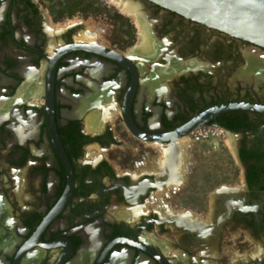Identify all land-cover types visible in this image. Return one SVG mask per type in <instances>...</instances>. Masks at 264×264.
Instances as JSON below:
<instances>
[{"label": "flooded vegetation", "instance_id": "flooded-vegetation-1", "mask_svg": "<svg viewBox=\"0 0 264 264\" xmlns=\"http://www.w3.org/2000/svg\"><path fill=\"white\" fill-rule=\"evenodd\" d=\"M131 1L142 3L161 44L151 58L130 16L119 12L130 24L113 33L117 6L108 0H0V264H188L193 252L198 264L264 258V76L245 70L246 51L257 47ZM55 8L67 12L57 17ZM95 94L109 96L113 109L101 129L84 128L90 113L103 114L98 101L88 103ZM224 104L241 107L199 127L228 134L238 181L192 174L188 189L202 180L204 209H167L164 196L188 169L185 160L181 173L180 142L193 130L183 128ZM112 146L125 151L119 173Z\"/></svg>", "mask_w": 264, "mask_h": 264}, {"label": "rangeland", "instance_id": "rangeland-1", "mask_svg": "<svg viewBox=\"0 0 264 264\" xmlns=\"http://www.w3.org/2000/svg\"><path fill=\"white\" fill-rule=\"evenodd\" d=\"M76 8V5H74ZM58 8H55L53 13L56 15L58 14ZM73 10H78L73 9ZM67 11H63L60 14L62 15ZM126 16V15H125ZM124 15H121L119 13V10L112 6V25H113V33H120L126 31L125 28H122L123 26H127L130 24V20L125 17ZM128 29H130V26H128ZM119 38V37H118ZM244 72V69L241 71L240 74ZM88 117V116H87ZM84 128L87 127L86 123H83ZM88 128V127H87ZM114 129L115 135H123V132L121 128H118L116 126H112ZM221 129L216 127H199L192 132H190L187 136H184V138L180 142L181 146V173L182 169L185 166V160L187 162V172L184 175L183 181L181 185L169 192L164 196V201L166 202L167 209L178 211V212H184L188 213V211L192 213H201V210H203V203H202V194H204L205 190L201 189V185H199L202 180H197L198 185H195L194 187L191 186L190 190L188 189V185L192 184L190 180V176L192 174H202V173H208L211 176H214L215 174H223L224 178H220L218 184L220 183H229V182H237L238 176L240 175V170L236 166V162L233 158L232 152L234 151V147L232 144V148L227 145V142L231 143V140L227 138L228 134L221 133ZM117 131V132H116ZM92 150H99L96 146L90 147ZM88 147L87 150H90ZM101 150V149H100ZM99 150V151H100ZM147 150V149H146ZM110 152L109 157L112 159L111 163L114 166L115 170L119 173V165L117 162H119L118 158L119 156L123 155L125 151L121 148H116L112 146L109 150ZM231 151V152H230ZM236 167V170H235ZM234 173L235 171V177L234 179H231L230 177H227V175H230V173ZM210 176V177H211ZM19 178H23L22 176H18V183L21 184L22 180ZM208 183H216V181L211 180V182ZM209 190L208 192H210ZM154 192H152L145 200V206H147L150 203V200L152 199ZM168 195V196H167ZM152 204V203H151ZM193 261L188 264H198L196 259L199 257L197 253L193 252Z\"/></svg>", "mask_w": 264, "mask_h": 264}, {"label": "water", "instance_id": "water-1", "mask_svg": "<svg viewBox=\"0 0 264 264\" xmlns=\"http://www.w3.org/2000/svg\"><path fill=\"white\" fill-rule=\"evenodd\" d=\"M170 9L190 20L218 29L230 36L249 42L258 50L264 49V0H148ZM264 52V51H263ZM240 104H224L198 116V123H189L182 135L199 127L201 122L217 113L241 107ZM242 107H246L243 106ZM248 107L263 110L261 106ZM180 135V134H179ZM256 264H264V258Z\"/></svg>", "mask_w": 264, "mask_h": 264}, {"label": "bare ground", "instance_id": "bare-ground-1", "mask_svg": "<svg viewBox=\"0 0 264 264\" xmlns=\"http://www.w3.org/2000/svg\"><path fill=\"white\" fill-rule=\"evenodd\" d=\"M108 1L110 3H113L114 5H116L117 9H119V12H121L124 15L130 16L131 20H133L134 24L137 26V30H138V34H139V40H138L139 44H137V45L140 47L141 54L146 58H148V57L151 58V56L157 55L160 48H161V44H158L157 42H155V40L153 41V39L150 35L149 31H150L151 27L149 26V24L146 21L145 15L143 14L144 12H141V9H139L140 4L142 6V3H139V2L136 3V2H133L131 0H126L124 2L121 0H108ZM250 50H252V51H250V52L246 51V53H245L246 59H247V66H246L247 68L245 70H247V72H254L260 76H264V52H261L258 49H254V50L250 49ZM259 52H261V53H259ZM169 59L172 61V58H169ZM188 65H190V64H188ZM188 65L187 64L186 65L178 64L177 66H174V68L176 70H179V69H182L184 67H187ZM163 71L164 70H162L161 73H163ZM157 74H159V73H157ZM38 94H39V90L33 91V95H38ZM95 95L96 96H94V97H97V98L89 100L88 103L94 104V102L98 101L95 103V105L102 106L103 114L101 117L100 116L95 117V115L97 113H99V110L95 111L94 115L90 113L86 119V124H87L88 129H93V128L94 129H101L102 123H103V118L105 116H107L108 113L113 109L112 108L113 105L110 101L109 96H107V95L104 96V94H102V95L95 94ZM196 128H194V129H196ZM194 129H192V130H194ZM186 134L187 133H185V135ZM227 145L232 147V144L230 142H227ZM132 214H133V212L131 211L130 215H132ZM200 224H201V220H199V219L195 220L194 217L188 216V227L194 228L195 231L197 230L196 233L199 232V235H201V233H205V236L207 237L206 231L208 228H206L204 226L202 227ZM206 253L209 256L214 255V252L211 249V247L208 250H206Z\"/></svg>", "mask_w": 264, "mask_h": 264}]
</instances>
